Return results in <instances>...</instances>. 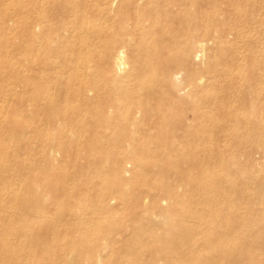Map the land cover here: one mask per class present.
Returning <instances> with one entry per match:
<instances>
[{"label": "rangeland", "instance_id": "374dc122", "mask_svg": "<svg viewBox=\"0 0 264 264\" xmlns=\"http://www.w3.org/2000/svg\"><path fill=\"white\" fill-rule=\"evenodd\" d=\"M37 1L0 0V264H229L242 257L246 264H264V80H249L264 78L245 45H235L234 38L210 43L214 68L233 70L240 81H215L210 94L190 98L209 129L177 133L175 151L155 147L152 136L50 133L37 112L39 95L24 82L29 65L38 84L42 55L25 52L28 41L38 44L25 29L28 19L37 21ZM93 12L92 19L101 17ZM222 13L215 20L223 36H234ZM240 20L233 14L231 23ZM263 30L257 29L260 35ZM232 50L241 51L242 59ZM230 87L235 95L225 100ZM250 122L258 124L256 131L232 128ZM166 183L174 197L158 191ZM177 239L176 258L154 259L152 251L162 244L170 255Z\"/></svg>", "mask_w": 264, "mask_h": 264}, {"label": "bare ground", "instance_id": "6f19581e", "mask_svg": "<svg viewBox=\"0 0 264 264\" xmlns=\"http://www.w3.org/2000/svg\"><path fill=\"white\" fill-rule=\"evenodd\" d=\"M94 9L101 17L92 19ZM210 9L214 12L212 16ZM219 10L223 11L224 23L231 25L233 30L229 32L234 36H223L224 31L215 20ZM233 14L257 24L256 28H248L241 20L238 26H233ZM31 20L28 19L25 29L31 35L35 34L38 44L33 47L28 41L25 52L29 56L37 50L42 57L36 75L38 84L33 82L29 65L24 82L29 93L34 91L39 95L37 112L50 133L152 136L155 147L160 145L168 151H175L174 135L177 133L194 136L209 129L199 118V104L191 102L193 99L190 98L199 93L210 94L209 88L215 81L228 86L240 81L233 70L214 68L211 63L213 54L207 52L211 42L234 38L235 45L244 44L252 54L253 69L264 78V37H259L264 33L260 35L257 31L259 26L264 27V0H41L37 21L33 24ZM213 20L215 27L209 29ZM36 28L44 30L43 34L35 32ZM232 51L237 52L236 60L242 59L241 51ZM251 79L264 80L256 76ZM235 87L242 90V85ZM216 95H212L214 99H217ZM234 95L231 87L226 89L225 100H231ZM249 104L252 107L256 102L250 98ZM190 113H193V119H190ZM85 119L89 122L83 123ZM257 125L250 122L231 126L237 132L251 133L257 130ZM127 165L125 172L129 171ZM169 183L157 189L163 196L174 197L175 191ZM168 225L167 222L165 226ZM186 231L189 233L190 230ZM140 236H136L137 239ZM178 241L180 239L174 243L175 250L167 252L171 253L168 256L164 244L152 251L154 259L170 261L176 258ZM245 261L246 258L242 257L229 264H246Z\"/></svg>", "mask_w": 264, "mask_h": 264}]
</instances>
